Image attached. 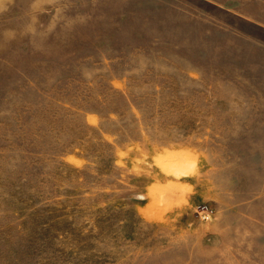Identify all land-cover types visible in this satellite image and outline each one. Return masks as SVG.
<instances>
[{
    "label": "rangeland",
    "instance_id": "rangeland-1",
    "mask_svg": "<svg viewBox=\"0 0 264 264\" xmlns=\"http://www.w3.org/2000/svg\"><path fill=\"white\" fill-rule=\"evenodd\" d=\"M0 264H264V0H0Z\"/></svg>",
    "mask_w": 264,
    "mask_h": 264
},
{
    "label": "built area",
    "instance_id": "built-area-1",
    "mask_svg": "<svg viewBox=\"0 0 264 264\" xmlns=\"http://www.w3.org/2000/svg\"><path fill=\"white\" fill-rule=\"evenodd\" d=\"M199 210V218L201 220H209L211 216L213 215V211L206 205L198 206Z\"/></svg>",
    "mask_w": 264,
    "mask_h": 264
}]
</instances>
